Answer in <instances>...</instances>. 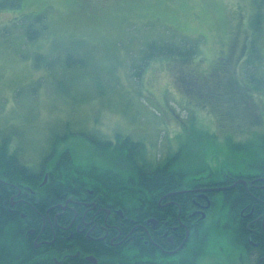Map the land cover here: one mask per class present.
<instances>
[{"label": "rangeland", "instance_id": "obj_1", "mask_svg": "<svg viewBox=\"0 0 264 264\" xmlns=\"http://www.w3.org/2000/svg\"><path fill=\"white\" fill-rule=\"evenodd\" d=\"M254 8L253 0H22L20 7L0 8V138H9L27 164L38 162L56 132L68 133L60 144L80 162L94 158L84 133H119L140 140L143 156L152 162L165 157L167 143L179 165L242 168L247 162L241 157L250 151L232 143L264 134V91L246 92L245 56L237 59L251 37ZM38 15L42 22L33 23ZM28 24L45 28L28 40ZM181 36L198 46L189 61L154 58L144 68L138 64L148 41ZM233 41L227 75L245 93L241 100H227L222 84L214 89V78L201 90L195 84L185 90L180 75L205 74ZM37 53L54 62L53 68L35 67ZM66 54L83 65L64 68L56 57ZM257 74L264 87V57ZM215 197L204 221L208 247L196 264H252L222 217L225 200Z\"/></svg>", "mask_w": 264, "mask_h": 264}, {"label": "trees", "instance_id": "obj_2", "mask_svg": "<svg viewBox=\"0 0 264 264\" xmlns=\"http://www.w3.org/2000/svg\"><path fill=\"white\" fill-rule=\"evenodd\" d=\"M253 1L255 8L249 18L251 37L248 43L246 42L247 47L245 51L244 46L239 47L237 56V59L238 57L241 59L245 56L242 69L245 79L249 84L246 91L249 94H252V90H254L253 93L257 90L264 91V87L261 86L263 80L260 79L259 74H257L259 73V64L264 57V53H261L264 51V0ZM21 3L22 0H0V8H17L21 6ZM41 18L42 16L38 15L33 23L42 22ZM39 28L40 29H36V27H32L31 24H28L23 31L26 39H36L40 34V30H43L45 26L43 25ZM174 39L176 40L171 42H166L165 40H151L145 43L142 48L141 57L137 60L138 64L144 68L148 62L154 58H173L180 62H187L197 54L198 46L195 39H187L182 36ZM234 42L235 41L230 42L226 48L227 51L216 58L213 66L205 74L183 72L182 75H180V80L185 90H194L190 84H195L200 89L206 82L209 83V81H213L214 78L215 82H212L215 86L214 89H217L222 84L223 95L227 100H234V98L236 100H241L240 96L245 93L236 91L238 87L236 81L230 78L231 76L227 75L231 72L230 63L232 62V51H235L236 48ZM241 51H244L246 54L240 57ZM227 55L229 58L225 59L224 56L227 57ZM44 57H46L45 54H35V61L37 60L35 67L44 65L48 68H53L54 62H49ZM71 58V55L66 54L63 58L57 56L56 61L57 63H63L64 68L74 65V63L78 64V66L84 63V61L80 59H77V62H73ZM185 74H193L195 77H204V79L207 80L204 84H196L189 81L187 79L189 76ZM140 75V69L136 71V67H134V76L140 77ZM219 81H222V83H219ZM238 89L240 88L238 87ZM243 102L247 104L245 98ZM67 135L68 133H54L49 141L48 149L41 154L38 164L34 165L27 164L20 158L17 149L11 146L9 138H0L1 197L6 199L8 203V198L11 193L10 190H14V192L17 193V186L25 185L34 192L31 193L28 191L26 195L32 197V201L38 199V207L34 206L31 201H28L36 209L30 205V214L26 218H22L21 216V212L27 214L25 210L17 207L16 210L10 212L1 204L0 264H50L52 261L51 256L45 254L38 256L39 250L33 246V243H31L32 241H29V236L26 237L24 233L28 227L41 228L42 217L46 216V209L53 204L57 205L58 202H63L68 196L73 197V194L77 192L76 188L80 185L90 187L94 190V193H100L102 201L111 202L116 207L131 210L139 206H147L149 208L153 205L156 206L155 195L158 190L164 188V190L167 191L166 189L168 187L178 189L185 184L184 176L186 175L185 173H187L186 171L189 170V167L185 166L188 165L165 168L162 163H158L159 165L157 164L156 167H153L142 154L141 148L144 146L143 143L133 140L128 135L123 136L118 133L115 141H112L106 137H96V135L91 136L89 133H84L83 136L88 137L90 143L93 144V152L95 151V154L98 155V157L94 158L96 160H101L100 163L93 162L92 164L84 165L78 163L76 158L74 159L68 146L60 147L59 144L66 141ZM252 139V141L246 143H232V146L234 149H240L241 151L249 150V156L242 155V160L249 161L257 169L261 168V170H263L264 134L256 135L255 133ZM122 145L123 147H121ZM125 149H128V151L132 150V152L125 154ZM240 153L243 154L244 152ZM137 154L144 157V161H142L143 164L140 166L135 164V161L138 159H136L134 155L136 156ZM128 156H130V158L127 161L123 160V158L126 159ZM94 158L92 160H94ZM176 158L177 155L170 159H175L177 161ZM110 159L117 161L118 167L116 170L122 169L127 172L123 174L124 177L119 176V173H117L113 167L109 168L105 165V162ZM141 168H143V171ZM45 170L49 171V175L47 180L42 183L43 176H41L40 173ZM77 171L83 175L79 180L76 176ZM4 181L13 183L15 189L12 186L7 187ZM61 192L63 193V197L60 199ZM26 195L24 196L25 198ZM179 197H181V195H177V198ZM234 210H236V206L230 209V216H228L231 217V219L228 221L229 224L232 221V213ZM208 235L209 232L207 229L191 233L188 240L189 243L187 244L189 253H187V255L183 253L177 255L174 260L178 262L184 259L179 262V264H196L198 257L204 252L208 245ZM89 248L92 250L88 251L98 257L101 264H140L141 258H143L142 260H152L156 258L152 245H135L130 246V248H125L123 246H90ZM162 258H160V260H162Z\"/></svg>", "mask_w": 264, "mask_h": 264}, {"label": "flooded vegetation", "instance_id": "obj_3", "mask_svg": "<svg viewBox=\"0 0 264 264\" xmlns=\"http://www.w3.org/2000/svg\"><path fill=\"white\" fill-rule=\"evenodd\" d=\"M224 58L228 59L229 56ZM185 75L189 76L187 78L189 81L196 84H204L207 80L193 74ZM162 148L166 153L165 157L159 156L156 162L148 160L153 167L158 163H162L165 168L182 167L175 159H170L176 154L173 156L175 151L171 153L167 143ZM124 151L125 154L132 152L128 149ZM91 156L98 157L95 151L91 152ZM134 157L138 159L135 161L136 165L143 164L142 155L137 154ZM129 158L130 156L123 160L127 161ZM100 161L90 158L78 163L84 165ZM242 162H247L248 165L244 163L242 168L230 170L219 169L220 166L210 167L208 164L199 167L188 164L189 170L185 173L183 187L178 189L168 187L167 191L164 188L158 190L155 195L156 206L153 205L151 208L139 206L126 210L116 207L111 202L102 201L100 193H94L90 187L80 185L73 197L68 196L63 202L46 209L41 228L28 227L24 235L29 236V241H32L33 246L39 250L38 256L44 254L51 256L50 264H93L88 256L95 257L96 264H101L98 257L90 252L92 250L90 246L130 248L135 245L154 247L156 258L152 260L141 258L140 264H179L184 259L176 262L174 258L182 253L185 255L189 253L187 244L191 233L207 229L204 221L208 211L214 204L216 205L215 196L220 194L222 201H228L223 202L221 207L222 217H226L227 221L231 219L229 217L231 207L236 206L232 213V221L230 224L227 222L231 230H234L236 240L247 252L252 264H264V169H257L249 161ZM105 165L115 170L118 167L117 161L111 159L105 162ZM141 169L143 171V168ZM116 172L121 177L127 173L122 169ZM40 175L43 179L46 175L47 180L49 171L45 170ZM76 176L78 180L83 177L79 171L76 172ZM4 182L7 187L12 186L15 189L13 183ZM17 187V193L10 190L9 204L0 195V208L1 204L10 212L17 207L21 208L27 213L21 212V216L26 218L30 214L31 206L38 207V199L32 201V197L26 195L28 191L34 193L28 186ZM177 195L181 197L177 198ZM62 197L61 192L60 199Z\"/></svg>", "mask_w": 264, "mask_h": 264}, {"label": "bare ground", "instance_id": "obj_4", "mask_svg": "<svg viewBox=\"0 0 264 264\" xmlns=\"http://www.w3.org/2000/svg\"><path fill=\"white\" fill-rule=\"evenodd\" d=\"M119 141V140H118ZM132 141V140H131ZM125 143H127V142H125ZM93 145V144H92ZM136 147V146H135ZM117 148V147H116ZM114 149V148H113ZM62 151V150H61ZM60 151V152H61ZM130 151V150H129ZM132 151V150H131ZM60 154V153H59ZM46 160V159H45ZM24 163V162H23ZM174 163V162H173ZM47 166V165H46ZM221 167V166H220ZM222 168V167H221ZM220 169V168H219ZM184 170V169H183ZM230 170V169H229ZM239 170V169H238ZM213 171V170H212ZM218 171V170H217ZM191 172V171H190ZM235 172V171H234ZM257 173V172H256ZM245 174V173H244ZM174 175V174H173ZM175 176V175H174ZM189 176V175H188ZM191 176H192V174H191ZM135 178V177H134ZM123 179H125V178H123ZM136 179V178H135ZM117 182V181H116ZM173 182V181H172ZM155 185V184H154ZM142 187H144V186H142ZM146 187V186H145ZM135 192V191H134ZM204 250V249H203Z\"/></svg>", "mask_w": 264, "mask_h": 264}, {"label": "water", "instance_id": "obj_5", "mask_svg": "<svg viewBox=\"0 0 264 264\" xmlns=\"http://www.w3.org/2000/svg\"><path fill=\"white\" fill-rule=\"evenodd\" d=\"M45 179H46V175H45ZM87 258L90 259V260H92L93 261V264H96V259L93 256H88Z\"/></svg>", "mask_w": 264, "mask_h": 264}]
</instances>
